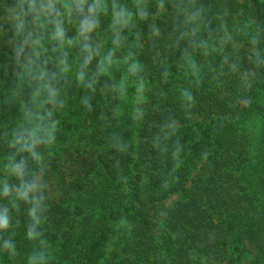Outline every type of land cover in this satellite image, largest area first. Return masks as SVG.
I'll return each instance as SVG.
<instances>
[{
	"label": "clouds",
	"instance_id": "clouds-1",
	"mask_svg": "<svg viewBox=\"0 0 264 264\" xmlns=\"http://www.w3.org/2000/svg\"><path fill=\"white\" fill-rule=\"evenodd\" d=\"M228 16L209 0H0V264L20 256L21 235L24 264H56L59 241L45 235L51 165L69 136L92 130L65 131L73 102L134 135L136 155L147 143L178 161L177 108L190 116L206 84L245 62L264 72V24ZM105 142L117 167L133 150L120 131Z\"/></svg>",
	"mask_w": 264,
	"mask_h": 264
},
{
	"label": "trees",
	"instance_id": "trees-1",
	"mask_svg": "<svg viewBox=\"0 0 264 264\" xmlns=\"http://www.w3.org/2000/svg\"><path fill=\"white\" fill-rule=\"evenodd\" d=\"M209 3L230 24H264V0ZM237 38L243 59L248 45ZM71 107L65 131L92 130L69 136L51 165L45 235L59 241L56 264H264V72L245 62L219 87L206 84L190 116L169 97L181 119L178 161L147 143L136 155L134 135ZM113 130L133 144L118 167L105 142ZM27 251L21 235L20 256L4 264H24Z\"/></svg>",
	"mask_w": 264,
	"mask_h": 264
},
{
	"label": "rangeland",
	"instance_id": "rangeland-1",
	"mask_svg": "<svg viewBox=\"0 0 264 264\" xmlns=\"http://www.w3.org/2000/svg\"><path fill=\"white\" fill-rule=\"evenodd\" d=\"M244 79H246L244 76H243ZM174 200H176V197H173L171 198L170 200L164 202V205H169L171 202H173ZM205 264H214V263H205Z\"/></svg>",
	"mask_w": 264,
	"mask_h": 264
}]
</instances>
